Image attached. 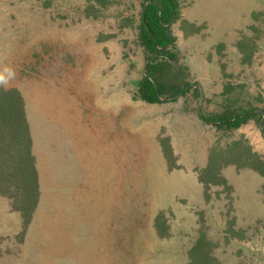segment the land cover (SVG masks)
<instances>
[{
    "label": "rangeland",
    "instance_id": "374dc122",
    "mask_svg": "<svg viewBox=\"0 0 264 264\" xmlns=\"http://www.w3.org/2000/svg\"><path fill=\"white\" fill-rule=\"evenodd\" d=\"M176 2L160 74L186 89L147 103L141 0H0L38 175L26 223L0 190V264H189L200 233L211 264H264V0Z\"/></svg>",
    "mask_w": 264,
    "mask_h": 264
},
{
    "label": "trees",
    "instance_id": "16d2710c",
    "mask_svg": "<svg viewBox=\"0 0 264 264\" xmlns=\"http://www.w3.org/2000/svg\"><path fill=\"white\" fill-rule=\"evenodd\" d=\"M176 0H141V13L138 26V39L146 53L144 74L137 82L133 98L147 103L160 102L161 97H174L185 91L186 87L174 88L168 92L161 80V72L170 61L175 60L174 37L168 24L177 15ZM255 114L254 109L237 114H219L213 121L230 128L239 127L247 118ZM224 115V116H223ZM205 120V117H202ZM236 144V142L234 143ZM231 149V148H230ZM213 160L204 169L207 176L213 172ZM250 167L264 175V161L256 159ZM205 180V179H204ZM12 186L11 191L8 186ZM0 190L26 204L19 206L25 223L37 201L38 175L35 155L32 152V139L26 121L23 99L15 88H6L0 81ZM15 192L12 193V191ZM26 213V215H25ZM27 218V219H26ZM206 240L200 233L188 251L189 264H211L213 257L205 249Z\"/></svg>",
    "mask_w": 264,
    "mask_h": 264
},
{
    "label": "clouds",
    "instance_id": "9594fccd",
    "mask_svg": "<svg viewBox=\"0 0 264 264\" xmlns=\"http://www.w3.org/2000/svg\"><path fill=\"white\" fill-rule=\"evenodd\" d=\"M3 80V78L2 77H0V81H2Z\"/></svg>",
    "mask_w": 264,
    "mask_h": 264
}]
</instances>
